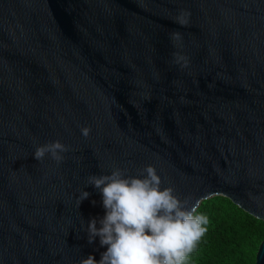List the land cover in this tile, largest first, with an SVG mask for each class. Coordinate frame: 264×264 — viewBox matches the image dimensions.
I'll use <instances>...</instances> for the list:
<instances>
[{"label":"water","instance_id":"obj_1","mask_svg":"<svg viewBox=\"0 0 264 264\" xmlns=\"http://www.w3.org/2000/svg\"><path fill=\"white\" fill-rule=\"evenodd\" d=\"M148 165L264 222V0H0V264L99 260L88 178Z\"/></svg>","mask_w":264,"mask_h":264},{"label":"clouds","instance_id":"obj_2","mask_svg":"<svg viewBox=\"0 0 264 264\" xmlns=\"http://www.w3.org/2000/svg\"><path fill=\"white\" fill-rule=\"evenodd\" d=\"M178 23L184 25L185 19ZM84 127L81 133L89 134ZM67 147L59 140L38 146L37 161L49 155L60 162ZM88 183L102 195L103 217L89 220V243L99 237L106 250L99 260L89 254L79 264H185L197 242L206 232L208 218L186 209L171 188H161V177L152 165L144 174L127 176L120 169L109 174L90 176ZM89 193L82 191L79 203ZM99 223V227L97 226Z\"/></svg>","mask_w":264,"mask_h":264},{"label":"trees","instance_id":"obj_3","mask_svg":"<svg viewBox=\"0 0 264 264\" xmlns=\"http://www.w3.org/2000/svg\"><path fill=\"white\" fill-rule=\"evenodd\" d=\"M195 214L208 218L207 230L185 264H255L264 239L263 221L223 196L201 202Z\"/></svg>","mask_w":264,"mask_h":264},{"label":"rangeland","instance_id":"obj_4","mask_svg":"<svg viewBox=\"0 0 264 264\" xmlns=\"http://www.w3.org/2000/svg\"><path fill=\"white\" fill-rule=\"evenodd\" d=\"M214 197V196H213ZM213 197H211V198H213Z\"/></svg>","mask_w":264,"mask_h":264}]
</instances>
